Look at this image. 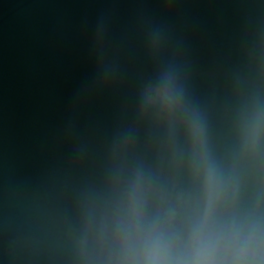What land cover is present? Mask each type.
Returning <instances> with one entry per match:
<instances>
[{
    "label": "water",
    "instance_id": "water-1",
    "mask_svg": "<svg viewBox=\"0 0 264 264\" xmlns=\"http://www.w3.org/2000/svg\"><path fill=\"white\" fill-rule=\"evenodd\" d=\"M0 264H264V0H0Z\"/></svg>",
    "mask_w": 264,
    "mask_h": 264
}]
</instances>
